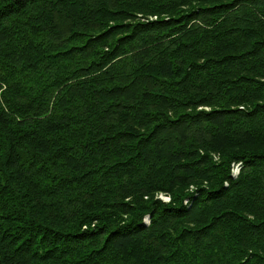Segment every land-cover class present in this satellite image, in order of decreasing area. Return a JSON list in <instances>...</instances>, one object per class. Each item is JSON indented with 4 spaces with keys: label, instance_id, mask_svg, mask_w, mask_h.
<instances>
[{
    "label": "trees",
    "instance_id": "trees-1",
    "mask_svg": "<svg viewBox=\"0 0 264 264\" xmlns=\"http://www.w3.org/2000/svg\"><path fill=\"white\" fill-rule=\"evenodd\" d=\"M0 264H264V0H0Z\"/></svg>",
    "mask_w": 264,
    "mask_h": 264
},
{
    "label": "rangeland",
    "instance_id": "rangeland-1",
    "mask_svg": "<svg viewBox=\"0 0 264 264\" xmlns=\"http://www.w3.org/2000/svg\"><path fill=\"white\" fill-rule=\"evenodd\" d=\"M155 19V18H154ZM237 165V164H236ZM234 165L233 169H232V176L235 177L238 173L237 169L239 168V165ZM156 198L160 199L161 201L168 203L170 201L169 196L163 195V194H159L156 196Z\"/></svg>",
    "mask_w": 264,
    "mask_h": 264
},
{
    "label": "bare ground",
    "instance_id": "bare-ground-1",
    "mask_svg": "<svg viewBox=\"0 0 264 264\" xmlns=\"http://www.w3.org/2000/svg\"><path fill=\"white\" fill-rule=\"evenodd\" d=\"M239 165V164H238ZM237 166V165H236ZM239 170V168L237 169V171ZM238 173V172H237Z\"/></svg>",
    "mask_w": 264,
    "mask_h": 264
}]
</instances>
